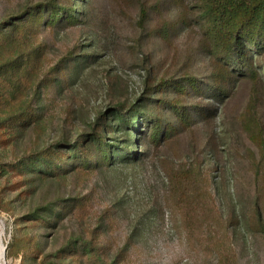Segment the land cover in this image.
Instances as JSON below:
<instances>
[{"label": "rangeland", "instance_id": "obj_1", "mask_svg": "<svg viewBox=\"0 0 264 264\" xmlns=\"http://www.w3.org/2000/svg\"><path fill=\"white\" fill-rule=\"evenodd\" d=\"M39 1L43 0H0V19ZM94 6L96 23L41 33L40 40L46 44L50 58L47 68L69 51H74L75 57L58 65L51 73L55 80L43 85L36 97L46 121L44 129L37 132L27 128L12 145L0 149L1 159L10 161L73 137L86 130L108 106L134 102L142 94L151 69L159 78L180 74L192 59V70L206 93L197 100L209 107L208 114L196 115L191 128L180 130L132 165L117 163L75 172L62 180L36 181L33 187L24 185L15 191L6 189L10 180H0V203L11 209L3 211L0 205V253L16 234L37 235L43 252L49 253L70 237L87 236L97 227L108 253L127 245V264H220L208 240L215 236L220 239L225 233L236 264H264V233L252 227L257 204L264 214V149L249 130L257 116L264 123V89L260 90L257 115L251 113L250 80L239 79L230 87L231 94L218 100L206 84L213 78L209 60L198 49V30L181 33L169 42L144 35L140 49L135 43L141 36L135 25V0H96ZM197 25L199 29L198 21ZM163 111L165 119L172 120L171 112ZM252 130L257 132L255 127ZM175 166L201 170L215 205L224 220L230 221L229 229L206 227L192 241L179 212L165 205L164 216H160L157 201L164 205L169 197L168 171ZM25 189L30 192L19 195ZM57 197H79L83 208L46 228L25 219L33 209ZM4 255L0 264L22 263L21 257L8 259L6 250ZM24 264H39V260L27 258ZM59 264L83 263L64 259Z\"/></svg>", "mask_w": 264, "mask_h": 264}, {"label": "trees", "instance_id": "obj_2", "mask_svg": "<svg viewBox=\"0 0 264 264\" xmlns=\"http://www.w3.org/2000/svg\"><path fill=\"white\" fill-rule=\"evenodd\" d=\"M95 1L43 0L0 19V149L12 145L27 128L37 132L44 129L46 121L35 103L36 97L43 85L55 80L51 73L58 65L75 57L74 51H69L56 65L47 68L50 58L46 44L40 40L41 33L96 23ZM135 1L138 4L135 25L141 34L135 43L140 49L144 35L169 42L181 33L198 30V49L211 66L213 81L206 84L213 95L223 100L231 94L230 87L236 81L250 80L251 113L257 115L260 90L264 89V64L257 60L264 62V0ZM121 12L126 15L122 8ZM192 66L193 59L185 72L160 78L151 69L142 94L134 102L108 106L86 130L71 138L56 140L10 161L0 158V180H10L6 189L15 191L24 185L33 187L36 181H58L75 172L140 162L180 130L191 128L196 115L207 116L209 107L197 100L206 93ZM163 109L171 112L172 120L165 119ZM259 118L254 119L257 132L253 127L249 130L264 149V123ZM15 177L19 179L13 181ZM168 177L169 197L164 205L157 201L161 217L165 205L179 212L192 241L206 227L229 229L230 221L224 220L215 205L207 183L202 181L201 170L176 167L168 171ZM28 192L25 189L19 195ZM0 205L3 211H11L6 204ZM82 208L79 197H57L33 209L25 219L31 225L46 228ZM252 227L264 233L263 209L258 204ZM222 236L208 240V246L216 250L220 264H236L228 234ZM100 238L101 231L94 227L87 236H72L57 250L44 253L37 235L16 234L7 245L6 256L21 257V264L31 257L37 258L39 264H59L64 259L83 264H127V245L116 253H108Z\"/></svg>", "mask_w": 264, "mask_h": 264}, {"label": "bare ground", "instance_id": "obj_3", "mask_svg": "<svg viewBox=\"0 0 264 264\" xmlns=\"http://www.w3.org/2000/svg\"><path fill=\"white\" fill-rule=\"evenodd\" d=\"M4 247V246H3ZM5 254V248H1V253H0V257L2 258V259H4V255Z\"/></svg>", "mask_w": 264, "mask_h": 264}, {"label": "built area", "instance_id": "obj_4", "mask_svg": "<svg viewBox=\"0 0 264 264\" xmlns=\"http://www.w3.org/2000/svg\"><path fill=\"white\" fill-rule=\"evenodd\" d=\"M5 249H6V247H5Z\"/></svg>", "mask_w": 264, "mask_h": 264}, {"label": "water", "instance_id": "obj_5", "mask_svg": "<svg viewBox=\"0 0 264 264\" xmlns=\"http://www.w3.org/2000/svg\"><path fill=\"white\" fill-rule=\"evenodd\" d=\"M6 250V249H5Z\"/></svg>", "mask_w": 264, "mask_h": 264}]
</instances>
